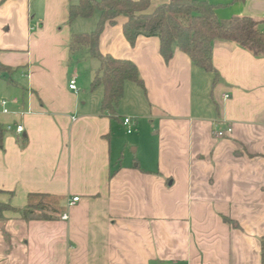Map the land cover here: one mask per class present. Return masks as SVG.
<instances>
[{
    "label": "crops",
    "instance_id": "obj_1",
    "mask_svg": "<svg viewBox=\"0 0 264 264\" xmlns=\"http://www.w3.org/2000/svg\"><path fill=\"white\" fill-rule=\"evenodd\" d=\"M149 1L151 12L169 0ZM75 2L0 0V201L18 210L48 193L63 208L52 220L5 211L0 264H261L264 55L215 40L213 82L176 46L165 61L157 37L130 45L118 16L99 50L132 61L143 87L124 85L104 113L102 95L93 105L69 88L70 37L87 32L68 22ZM208 2L224 25L247 16L264 29V0Z\"/></svg>",
    "mask_w": 264,
    "mask_h": 264
},
{
    "label": "trees",
    "instance_id": "obj_2",
    "mask_svg": "<svg viewBox=\"0 0 264 264\" xmlns=\"http://www.w3.org/2000/svg\"><path fill=\"white\" fill-rule=\"evenodd\" d=\"M4 1V0H1ZM149 0H77L68 7V22L86 19L98 14L95 28L90 32L72 33L69 52L87 49L89 56L98 62L90 82V88H102L101 111L112 113L123 96L124 85L130 81L143 87L136 65L128 59L103 54L99 50V37L106 24H115L118 16L126 19L122 26L124 37L130 45L138 36L157 37L159 51L168 61L176 46L197 67L214 75L217 71L211 60L215 40H230L249 49L256 55H264V29L260 22L247 16L234 17L222 24L216 17L218 5L208 0H169L149 12ZM6 129L0 122V148ZM60 196L48 193H29L26 206L16 210L0 201V221L4 212L13 210L24 220H52L62 212ZM260 262L264 264V236L260 240Z\"/></svg>",
    "mask_w": 264,
    "mask_h": 264
},
{
    "label": "rangeland",
    "instance_id": "obj_3",
    "mask_svg": "<svg viewBox=\"0 0 264 264\" xmlns=\"http://www.w3.org/2000/svg\"><path fill=\"white\" fill-rule=\"evenodd\" d=\"M98 20V14H94L92 17L90 18H86V19H80L78 21H75L72 24V27L74 29H81V31H92L95 28L96 22ZM93 60V61H92ZM89 57L88 55V51L87 49H82L79 52H76L73 56H72V62H71V73H76L77 75V87L78 90L80 91V93H83L84 91L87 94H90L91 97V104L95 105L98 102V95L99 97H101V93H102V89L101 87H97L95 88V90L91 91L90 88V80L92 77V73L93 70L95 69V67H97L98 63L95 59H92ZM133 85L131 82H127L125 83V89L127 90L126 92L128 93L127 96H129V86ZM135 86V85H133ZM91 92V93H89ZM131 95V94H130ZM5 97V95L0 96V98ZM130 98L134 99L133 96L131 95ZM122 107L124 106L125 108H128L130 106V102L128 99H126L125 101L122 100ZM123 109V108H122ZM124 132L127 136L130 135V133H126V128L124 127ZM138 129L133 130L131 132V134H135L137 132ZM135 146H133L134 148ZM131 149V148H130ZM129 150V148H126V151ZM128 152V151H127ZM135 154V152H134Z\"/></svg>",
    "mask_w": 264,
    "mask_h": 264
},
{
    "label": "built area",
    "instance_id": "obj_4",
    "mask_svg": "<svg viewBox=\"0 0 264 264\" xmlns=\"http://www.w3.org/2000/svg\"><path fill=\"white\" fill-rule=\"evenodd\" d=\"M69 88L71 89V90H73V91H77L78 90V88H77V85H76V77L75 76H73L71 79H70V81H69ZM225 97H228V95L227 94H225L224 95ZM4 103V102H3ZM4 111H6L5 109H4ZM122 124L124 125V127L126 128V131L128 132V133H130V132H132L133 131V129H134V126H135V120L132 118V117H130V116H124L123 118H122ZM23 130V127L21 126V125H17L16 126V131L17 132H21ZM231 132V127H227L226 128V130H221V131H217L216 132V136H218V137H222V136H224L226 133H230ZM78 197H74V198H72L71 199V203H74V202H76V201H78ZM62 218H67V216H66V214H63V216H62Z\"/></svg>",
    "mask_w": 264,
    "mask_h": 264
},
{
    "label": "water",
    "instance_id": "obj_5",
    "mask_svg": "<svg viewBox=\"0 0 264 264\" xmlns=\"http://www.w3.org/2000/svg\"><path fill=\"white\" fill-rule=\"evenodd\" d=\"M242 1H244V0H242Z\"/></svg>",
    "mask_w": 264,
    "mask_h": 264
}]
</instances>
